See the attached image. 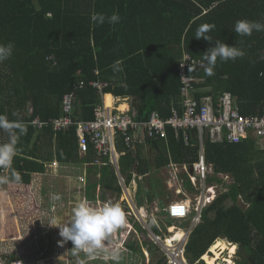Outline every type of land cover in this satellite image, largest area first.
I'll list each match as a JSON object with an SVG mask.
<instances>
[{
	"label": "trees",
	"instance_id": "obj_1",
	"mask_svg": "<svg viewBox=\"0 0 264 264\" xmlns=\"http://www.w3.org/2000/svg\"><path fill=\"white\" fill-rule=\"evenodd\" d=\"M114 12L121 18L117 24L106 21L101 25L91 20L94 13L109 17ZM243 19L264 23V0H0V44L14 43L12 56L0 62V115L20 123L36 117L44 121L60 118L64 97L74 92L73 120L93 121L104 99L91 85L101 82L109 84L105 95L133 99L138 121H148L155 111L169 119L173 110L183 111L180 67L185 52L203 60V54L219 40L245 54L235 61L222 62L218 58L212 76L205 75V69L193 72L192 77L197 79L196 100H216L229 93L236 99L242 116L262 118L264 31L238 35L234 26ZM205 24L214 25L205 33L211 42L195 39L197 29ZM117 60L121 62L120 72L110 67ZM80 83L87 88L74 90ZM113 95L106 97L108 107L114 105ZM128 108L123 105L121 109ZM22 125L17 156L23 159L18 158L17 165L29 180L30 175L38 176L57 163L55 168L61 175H68L69 166L82 168V173L75 176L77 185H87V195L82 199L99 204L98 190L106 198L104 187L122 193L117 169L110 159H101L94 148L87 157L80 156L74 129L57 134L52 130L37 133L33 126ZM0 131L1 141L7 142V133ZM168 138L167 142L153 140L161 153L163 148L168 151L166 158L162 157V167L170 163H199L201 145L197 130L191 132L189 145L184 138L178 139L172 129H168ZM204 150L215 175L231 176L234 184L227 186L216 178L209 180L210 185H224L227 191L204 206L201 222L189 237L187 261L195 264L219 240H225L231 246L232 256L239 247L237 264H264V136L252 132L240 143H216L204 135ZM126 152L128 157L133 155L131 149ZM98 161L104 166H97ZM155 168L158 169V163ZM121 170L126 173L123 167ZM4 171L0 168V176ZM106 171L111 173L108 182ZM141 173L146 174L145 170ZM82 176L87 183L80 180ZM48 180L46 191L50 189ZM170 230L175 231L176 238L186 237L177 226ZM122 244L120 255L126 259L138 255L146 264L143 252L147 249L151 264H167L164 256H159L160 248L151 240L140 243L127 239ZM232 260L221 264H234ZM16 262H20L16 256L8 259V264Z\"/></svg>",
	"mask_w": 264,
	"mask_h": 264
},
{
	"label": "built area",
	"instance_id": "obj_2",
	"mask_svg": "<svg viewBox=\"0 0 264 264\" xmlns=\"http://www.w3.org/2000/svg\"><path fill=\"white\" fill-rule=\"evenodd\" d=\"M180 77L183 82V103L181 112L179 109L173 110V114L169 119H163L158 112H153L148 121H138V111L133 108L131 99H117L113 109L106 104L105 91L109 88V84L93 83L91 86L99 91L103 96V103L96 109V119L89 122L74 121L73 111L75 105L74 92L66 95L62 102L63 115L60 118L42 120L36 117L30 122H24L28 126H33L38 131L52 130L55 134L68 132L71 129L76 131L79 144V153L81 157H87L94 148L101 159H110L112 166L119 169L120 157L118 154V142L121 137L127 143V148L131 149L137 140L140 132V141H153L155 139L167 141L168 129H172L176 133V137L184 138L189 145L191 143V132L198 131V138L201 145V155L198 164L186 166L184 171L190 173L191 183L200 191L197 199L195 212L197 216L193 220V226L185 233L186 237L182 241H176L175 234H171L169 238H163L151 234L153 244L161 248L166 258L167 264H187V244L193 229L201 222V214L204 206L215 198L214 193L216 186H208V169L204 155V135L213 142H232L240 143L248 138L252 132L258 136H264V117H244L240 113L236 99L229 93L220 96L218 99L212 97L204 98L201 101L196 100L194 93L196 92L195 83L197 79L192 77L193 72L198 69H205L206 63L200 58H195L192 54L185 52L181 61ZM190 69V70H189ZM99 74V73H98ZM74 90H83L87 88L83 83L73 87ZM122 103H128L129 109L122 110ZM184 133V134H182ZM0 143H3L0 141ZM57 166V163H53ZM97 166H104L102 161L97 162ZM169 169H173L169 175L172 179H180L177 176L178 166L171 165ZM83 183H87V178L80 177ZM211 191L212 193H209ZM192 213V207L188 201H180L172 203L167 208V215L173 221H182L189 219ZM170 243V244H169ZM212 253L209 251L208 255ZM223 256V255H222ZM203 257L200 262L206 261Z\"/></svg>",
	"mask_w": 264,
	"mask_h": 264
},
{
	"label": "rangeland",
	"instance_id": "obj_3",
	"mask_svg": "<svg viewBox=\"0 0 264 264\" xmlns=\"http://www.w3.org/2000/svg\"><path fill=\"white\" fill-rule=\"evenodd\" d=\"M131 104H133V99H131ZM17 157L16 155L13 158L11 169H14L21 176V182L13 183L14 185H20V187L14 186V188L11 183H8L1 185L0 188V264H8V259L12 256H16L20 261L15 264H80L81 260H85V264H144V260L138 255L133 259L130 256L126 259L123 255H120L121 259L118 262L111 260L106 262L103 260V251L98 253L97 259L87 260L84 252L72 250L71 241L63 242L59 235V229L49 225L53 218L56 219L57 225L68 223L71 219L74 204L82 199L83 195H87V190H85L87 185L79 186L75 182V176L82 173V168L78 167L72 170L66 168V171H68L66 174L68 175H61L58 168H54L53 172L50 169L51 167H47L38 176L30 175L32 178L29 180L18 167L17 161H15L18 159ZM71 172H74L73 176ZM3 176H11V170L7 169ZM47 178H49L47 185L50 187L48 191L45 190ZM216 179L221 180L227 186L234 184V179L231 176L223 175L222 177L218 175ZM52 186L54 187L52 188ZM165 186L168 193H173L167 185ZM225 191H227V188L224 185H217L214 193L218 196ZM89 193L94 195V191ZM209 193L212 192L209 191ZM57 194L61 198L54 200L52 197ZM190 197L194 201V209L197 205L196 195L190 192ZM196 216L197 214L193 213L189 226L177 222L172 223L185 229L193 224ZM165 218L160 219V221H167ZM139 223H141L139 225L143 230L149 228L143 220ZM147 231L148 237H145L144 232V236L141 238L137 229H131L125 234V240L139 241L140 243L150 241V231L149 229ZM173 232L175 231H171V233ZM137 234H139L140 239H138ZM178 240L182 241L183 239L178 238ZM113 241L118 244L121 254L123 250L122 243L120 244L116 240ZM215 246L212 251L214 257L205 258L208 264L222 263L221 258L225 260L232 258L234 264L239 262V256L231 255L229 251L231 246L228 241L219 240ZM238 253L239 249L236 254ZM143 254L146 264H151V257L147 249H144ZM159 256H164L162 251Z\"/></svg>",
	"mask_w": 264,
	"mask_h": 264
},
{
	"label": "clouds",
	"instance_id": "obj_4",
	"mask_svg": "<svg viewBox=\"0 0 264 264\" xmlns=\"http://www.w3.org/2000/svg\"><path fill=\"white\" fill-rule=\"evenodd\" d=\"M120 19L119 14L116 12L109 17H106L103 13H94L91 16V20L94 23L101 25L106 21L109 24H117L120 22ZM212 28H214V25L205 24L200 26L196 31L195 39L199 40L202 38L211 42V37L205 35V33L209 32ZM234 31L240 36H251L253 31H264V23L247 19L238 20L235 23ZM13 50V42L0 44V62L9 59L13 54ZM244 54L245 53L240 48L230 46L219 40L215 41L214 46L208 48L203 54V60L206 61L205 75H214V68L218 58L222 62H227L228 60L235 61L237 58H242ZM110 67L114 72L122 71L121 62L119 60L115 61ZM181 67H183V65H181ZM0 130L6 132L8 135L7 142L0 143V168H4L6 171L7 169L11 170V176H0V184L19 183L21 182V176L14 169H11V166L13 165V158L18 152L17 144L19 135L23 133L24 127L19 121H10L5 115H0ZM54 168L55 166L51 169L54 170ZM52 198L54 200H59L61 197L57 194L53 195ZM125 224V214L118 203L105 202L100 206L94 207L92 206V202H89L87 199H80L74 204L71 219L68 223L57 225L56 219L53 218L49 226L58 228L59 235L63 242L71 241L73 245L72 250L84 252L87 260L97 259L98 253L103 251L104 261L107 262L111 260L118 262L121 259L120 249L118 244L112 240V236ZM215 245L211 247L210 250L216 247ZM208 253L204 257H214L213 253L209 255ZM234 256L238 257V254ZM201 259L198 262H200ZM224 260L225 259H222L223 262L228 261ZM80 264H85V260H81ZM187 264H189L188 261ZM201 264L208 263L203 261Z\"/></svg>",
	"mask_w": 264,
	"mask_h": 264
},
{
	"label": "crops",
	"instance_id": "obj_5",
	"mask_svg": "<svg viewBox=\"0 0 264 264\" xmlns=\"http://www.w3.org/2000/svg\"><path fill=\"white\" fill-rule=\"evenodd\" d=\"M108 95H113V94H108ZM108 95H105L104 98L105 100ZM113 96L116 102L117 99H119V97L115 95ZM115 102L113 107H109V108L113 109L114 107H116ZM123 105H127L129 107L130 104L122 103L121 106ZM34 130L37 133L41 132L36 129ZM205 136H207L206 133ZM167 141H169V138ZM154 143H155L154 141H144L143 138L140 141V135H138L137 140L134 142L131 148V152L133 153V155L128 157L127 156L128 152H126L127 143L124 141V139L123 141L120 140V142H118V148H117L120 157V166L119 169L116 168L115 166L114 167L117 169V174L119 175L120 185L122 186L123 191L121 194H119L111 190H108L104 187L103 194H105L106 198L104 199L101 197V189H100L98 190V194H97L98 195L97 199H99L100 201L99 204L96 202V200L92 201V206L94 207L100 206L105 202L118 203L121 206L125 214L126 224L116 233H114L112 236V240H116L120 244L126 242L125 234L127 233V231L131 229L135 230L137 229V227L141 228L140 226L141 223H139L141 220H143L144 224H147V226L149 227L145 229L147 233H148L147 231L148 229L150 231V240H151V234H155V236H160L163 238H169L172 234L170 229L173 226H177L173 223L169 224V222L172 221L180 224H186L189 226L190 224L189 221H191V216L195 212L193 211L195 210V208L193 209L194 201L190 197V192L196 195L195 198L196 202L201 193L199 190H196V188L191 183L190 174L191 176L193 175V170H190V173H187V171H184V168L186 166L176 165L178 166L179 169V171L177 172L178 175L177 177L180 179H176V180L172 179V177L168 175V171H170L171 174L173 169H169V167L175 164L170 163L167 167H162L163 165L162 157L166 158L167 156L166 152L168 151L166 150L165 152V148H163V152L161 153L159 150L156 149V144ZM200 155H201V151H200ZM204 155H205V150H204ZM17 158L23 159L22 157L19 156ZM17 160L19 161V159H16L15 161ZM157 163H158V169L155 168V165ZM207 166L210 171V174L208 176V186H212V187H214V185L217 186L218 185L217 183L213 185L209 184V180L216 178L218 175L216 176L214 174L215 172L212 166H209L208 164ZM122 167L126 170L125 174H123V171L121 170ZM69 168H71V170L77 169V167H70V166L67 167V169ZM141 170L143 171L145 170L146 174H142ZM110 174H111L110 171L108 172L106 171V182H108L110 178ZM164 176L166 177V179ZM220 176L223 177V175ZM99 178H101V175H99ZM220 181L221 180L217 179V182ZM189 182H190V186L188 188L187 183ZM165 185H167L168 188L173 193L171 194L168 193V191L165 188L166 187ZM95 194L96 192L94 191V195ZM180 201H188L190 203V206L192 207V213L189 216V219L182 221H173L167 215L166 216L163 215V212H166L167 214V208L170 204ZM162 218L167 219V221H160V219ZM192 226L193 224L185 229L180 227L179 228L180 230L186 232ZM144 230L142 229V232L140 231V234H142V236H144V232H145ZM154 231H158V234H156L157 232L154 233ZM122 246L123 244L121 245V247Z\"/></svg>",
	"mask_w": 264,
	"mask_h": 264
},
{
	"label": "bare ground",
	"instance_id": "obj_6",
	"mask_svg": "<svg viewBox=\"0 0 264 264\" xmlns=\"http://www.w3.org/2000/svg\"><path fill=\"white\" fill-rule=\"evenodd\" d=\"M176 241H179L178 238H176ZM170 244V243H169Z\"/></svg>",
	"mask_w": 264,
	"mask_h": 264
},
{
	"label": "water",
	"instance_id": "obj_7",
	"mask_svg": "<svg viewBox=\"0 0 264 264\" xmlns=\"http://www.w3.org/2000/svg\"><path fill=\"white\" fill-rule=\"evenodd\" d=\"M138 135H140V132L138 133Z\"/></svg>",
	"mask_w": 264,
	"mask_h": 264
}]
</instances>
